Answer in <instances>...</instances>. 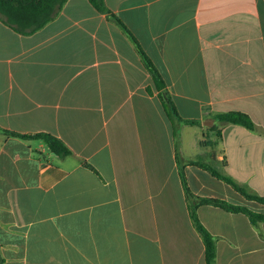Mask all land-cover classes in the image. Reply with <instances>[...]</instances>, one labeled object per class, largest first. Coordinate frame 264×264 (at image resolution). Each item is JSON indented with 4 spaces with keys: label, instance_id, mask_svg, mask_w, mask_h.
<instances>
[{
    "label": "crops",
    "instance_id": "crops-1",
    "mask_svg": "<svg viewBox=\"0 0 264 264\" xmlns=\"http://www.w3.org/2000/svg\"><path fill=\"white\" fill-rule=\"evenodd\" d=\"M67 0L30 34L0 17V254L4 264H206L181 179L264 212V0ZM165 81L158 89L137 43ZM166 90L180 115L166 112ZM242 111L255 128L215 120ZM220 127L221 137L210 129ZM212 141L213 144H210ZM90 164L92 167H90ZM216 264H264V222L202 204Z\"/></svg>",
    "mask_w": 264,
    "mask_h": 264
},
{
    "label": "trees",
    "instance_id": "trees-1",
    "mask_svg": "<svg viewBox=\"0 0 264 264\" xmlns=\"http://www.w3.org/2000/svg\"><path fill=\"white\" fill-rule=\"evenodd\" d=\"M66 1L67 0H0V17L6 24L11 26L16 31L24 34H30L42 28L49 21H51L60 12ZM90 2L98 10L102 12L108 11L104 0H90ZM111 17L117 23H119L125 30H127L131 37L134 39V41L137 43L138 49L144 59L146 66L151 70L153 74V79L156 87L158 89H164L166 85L163 77L161 76L159 70L157 69L155 64H153L149 56L142 50L133 34L128 30L127 26L122 22V20L118 16L112 14ZM162 99L165 101L166 112L173 121H176L178 124L185 123L192 125H201L199 119H187L182 117L178 112L169 93L166 90L162 92ZM213 118L220 122L241 124L249 129L255 128V122L251 118V116L242 111L233 110L215 113L213 115ZM210 129L215 130L218 136L221 137L222 131L220 127L212 126ZM0 131L8 135L19 136L25 139H41L52 152L61 157L68 156L72 153L71 149L63 142V140L51 132L39 131L29 134L5 128H0ZM209 142L210 144H213L212 141ZM184 161L201 165L215 176L232 183L235 188L240 191L243 195H245L248 199L255 200L261 204H264V196L249 192L244 186L233 181L230 177L226 176L225 174H222L213 165L192 159ZM88 165L92 167L90 164ZM180 172L186 197L188 200V208L191 219L193 221L194 226L199 231L205 246L206 264H216L217 237L214 236L200 220L197 211L198 207L202 204H211L222 207L229 211L242 212L249 217L251 223L256 227H259V224L264 222V212L254 210L246 205L234 204L221 198L197 196L191 191L190 187L188 186L182 163L180 164ZM0 264H4V260L1 257V254Z\"/></svg>",
    "mask_w": 264,
    "mask_h": 264
}]
</instances>
